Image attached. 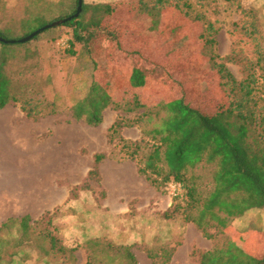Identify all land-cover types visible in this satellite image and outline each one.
I'll use <instances>...</instances> for the list:
<instances>
[{
	"label": "rangeland",
	"instance_id": "1",
	"mask_svg": "<svg viewBox=\"0 0 264 264\" xmlns=\"http://www.w3.org/2000/svg\"><path fill=\"white\" fill-rule=\"evenodd\" d=\"M43 1L0 0V28L18 29L26 10L44 12L41 8ZM102 1L113 6L112 16L118 19L112 24L113 18H108L92 39L94 58L99 67L94 73L100 89L96 96L109 97L110 102L102 112V123L91 127L84 120L77 121L72 116L71 103L89 95L93 67L78 52L73 58H65L69 34L60 26L44 30L36 41L27 46L29 50H37L44 60L41 72L36 75L41 77L38 86L44 88L45 79H49L45 93L48 95L54 90L58 113L39 122H26L17 105L9 104L0 110L9 115L13 124L3 131V140L16 147L20 155L24 153V157L29 159L37 156V161H40L47 146L58 144L65 148L66 203L50 212L49 216L32 219L31 224L41 229L42 225L38 228L34 223L43 217L51 219L49 230L57 238L59 247L68 249V252L48 253V242L37 238L36 231L33 247L18 255V264H131L125 249L134 256L136 264L160 263L163 250L171 252L169 264H197L198 251L211 250L213 243L203 238L191 223H185L181 216L165 220L163 213L172 206L173 199L182 194V190L176 191L177 184L155 189L144 176H135L133 167L136 168L135 164L138 165V160L148 149L144 143L137 160L131 161L120 150L118 140L109 143L107 130L115 119L133 116L124 110L114 111L111 107L119 105L123 109L126 104L137 100L152 109L161 102L182 98L186 104L209 116L224 109L227 98L219 86V78L212 70L208 56L200 53V37L207 26L195 17L201 14L212 24L216 42L214 53L220 58L217 62L225 61L238 81L250 71H254L257 77H264V0H162L168 4L177 2L183 10L186 1L192 6V22L183 18L171 5L160 11H151L140 8L136 0ZM152 1L148 0L149 3ZM51 15L54 17L59 13L52 10ZM134 18L137 20L129 26L138 27V32L132 33L137 36L131 38L128 32H122V27L128 25L123 21ZM252 23L257 28L255 41L244 32V29L250 31ZM113 25L114 31H111ZM97 48L102 49L95 52ZM154 49L156 53H152ZM233 49L235 61H227ZM130 52L134 54L129 55ZM259 55L262 62L255 65ZM18 56H24V49ZM133 71L144 78V89L130 87ZM161 79H165L161 86L165 83L167 87L159 86L158 80ZM259 84L264 94V81L260 80ZM142 112L140 110L139 114ZM121 136L137 143L143 139L141 130L136 127L123 130ZM95 155H104L105 159L99 165V172L89 176ZM4 162L5 159L0 161L1 176L4 173L1 164ZM25 164L26 161L16 158L10 170ZM117 167L122 170V175L129 177L125 187L129 203L115 200L107 205L106 186L114 192L121 187L111 177ZM38 168L42 171V167ZM231 226V232L245 228L261 231V235L252 234L247 240L249 245L253 244L256 254L261 253L264 210L249 212L233 221ZM17 230L15 227L2 236L17 238ZM12 252L9 249V253Z\"/></svg>",
	"mask_w": 264,
	"mask_h": 264
},
{
	"label": "trees",
	"instance_id": "2",
	"mask_svg": "<svg viewBox=\"0 0 264 264\" xmlns=\"http://www.w3.org/2000/svg\"><path fill=\"white\" fill-rule=\"evenodd\" d=\"M55 1L44 0L41 6L44 12L26 10L19 28H0V38L16 42L45 25L76 14L78 0L69 3L68 0ZM136 1L140 8L151 11H160L171 5L183 18L193 21L190 18L192 6L187 5L186 1L183 3L185 10L177 2ZM52 10H57L59 15L50 17L53 16ZM113 10L112 5L101 0H82L80 15L59 27L66 29L69 34L65 58H73L80 53L93 67L89 95L82 100H74L70 105L73 118L84 120L91 127L102 123V112L110 104L109 97L96 96L100 89L94 73L99 67L94 58L95 45H92V39L95 32L102 30ZM195 20L207 26L200 37V53L201 56H208L211 68L219 78V86L227 98V106L209 116L189 106L182 98L161 102L152 109L137 100L126 104L123 109L115 105L111 107L112 110H124L133 116H118L108 128L107 138L111 144L118 140L120 150L131 161L137 160L145 143L148 151L138 160L139 167L135 165L137 174L144 176L151 187L159 189L169 184L180 186L182 194L173 199L172 206L163 213V217L172 220L181 216L185 223H191L203 238L213 243L211 250L198 251L197 264H264V244L261 253L256 254L252 249L253 244L247 243L252 234L261 235V231L245 228L231 232L233 221L249 212L264 210V94L259 84L260 80L264 81V77H257L254 71H250L238 81L225 61L217 62L220 58L214 53L216 42L212 24L201 14ZM110 29L114 31V25ZM249 30L250 33L247 29L244 32L255 41V23L250 25ZM39 36L24 44L0 42V110L9 104L17 105L26 122H39L44 117L58 113L54 90L48 95L45 93L50 84L49 79H45L44 88L38 86L41 77L36 75L41 72L44 60L37 50L27 48ZM21 49H24L22 58L18 56ZM100 49H95V52ZM234 57L233 49L227 61L234 62ZM260 62L261 55L257 57L255 65ZM164 80H158L160 87L168 86L165 83V86H161ZM129 83L133 89L146 87L144 78L139 77L137 71H133ZM111 84L115 86L112 81ZM140 110L143 112L139 114ZM135 127L141 130L143 137L139 143L121 136L123 130ZM104 159V155L94 156V167L89 176L99 172V165ZM180 199L182 202H179ZM49 213L42 216H49ZM34 224L38 228L42 225L41 229L35 228L29 217L9 219L0 226V264H18V255L24 249L33 247L36 231L37 238L48 242V253L68 252V249L59 247L57 238L49 230L51 219L43 217ZM15 227L19 233L17 238L6 239L2 236ZM9 249L13 252L9 253ZM125 251L131 264H136L134 256L127 249ZM162 254L163 260L154 264L170 263L171 252L163 250Z\"/></svg>",
	"mask_w": 264,
	"mask_h": 264
},
{
	"label": "crops",
	"instance_id": "3",
	"mask_svg": "<svg viewBox=\"0 0 264 264\" xmlns=\"http://www.w3.org/2000/svg\"><path fill=\"white\" fill-rule=\"evenodd\" d=\"M110 18H113L112 24L114 20H118L113 16ZM137 18L123 21L128 25H124L122 31L132 35L131 38L137 36L132 33L138 32V27L131 28L129 25ZM115 24L117 23L115 22ZM156 52L157 50L154 49L152 53ZM9 122V115L0 112V161L2 162L5 159V162L1 164V170L4 173L2 176L0 175V226L9 219H21L23 217H29L31 220L38 219L43 214L53 212L64 206L67 199L64 146L61 148L58 144L47 146L46 153L42 155L40 161H37V156L30 159L24 157V153L20 155V153H17L19 150L16 147L9 146L3 140V131L10 125L13 126ZM63 124L65 123L63 122ZM16 158L26 161V164L10 170ZM40 162L41 164H39ZM38 167H42V171ZM133 170L135 176H137L136 168L133 167ZM121 171L117 167L111 176L112 181L118 183L121 187L114 192L106 186L107 196L105 202L107 205L115 200H127L125 187L128 184L129 177L122 175ZM127 205L129 206V204Z\"/></svg>",
	"mask_w": 264,
	"mask_h": 264
},
{
	"label": "water",
	"instance_id": "4",
	"mask_svg": "<svg viewBox=\"0 0 264 264\" xmlns=\"http://www.w3.org/2000/svg\"><path fill=\"white\" fill-rule=\"evenodd\" d=\"M81 7H82V0H78L77 11H76V14L73 17H69L67 19L60 20V21L51 23L49 25H45L44 27L40 28L39 30L31 33L29 36H27V37H25L23 39H20V40H18L16 42L15 41H5V40H3L1 38H0V42H3V43H11V44H14V43H20V44L27 43V42L31 41L34 37H36L38 34H40L41 32H43L44 30H47V29L53 28V27H58V26H60L62 24H65L66 22L70 21L72 18H77L80 15Z\"/></svg>",
	"mask_w": 264,
	"mask_h": 264
},
{
	"label": "built area",
	"instance_id": "5",
	"mask_svg": "<svg viewBox=\"0 0 264 264\" xmlns=\"http://www.w3.org/2000/svg\"><path fill=\"white\" fill-rule=\"evenodd\" d=\"M180 190H181L180 186H179V187H177L176 191H178V192H179Z\"/></svg>",
	"mask_w": 264,
	"mask_h": 264
}]
</instances>
